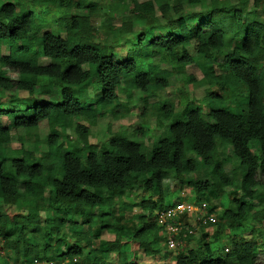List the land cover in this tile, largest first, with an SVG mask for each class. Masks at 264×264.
<instances>
[{
	"label": "clouds",
	"instance_id": "1",
	"mask_svg": "<svg viewBox=\"0 0 264 264\" xmlns=\"http://www.w3.org/2000/svg\"><path fill=\"white\" fill-rule=\"evenodd\" d=\"M13 155L0 264H264V0H0Z\"/></svg>",
	"mask_w": 264,
	"mask_h": 264
},
{
	"label": "trees",
	"instance_id": "2",
	"mask_svg": "<svg viewBox=\"0 0 264 264\" xmlns=\"http://www.w3.org/2000/svg\"><path fill=\"white\" fill-rule=\"evenodd\" d=\"M136 19L138 20L140 18L137 17ZM230 116L231 117H236V118L242 117L244 119V121H246V122L249 123V127L250 128L251 127H254V125L256 123V121L254 120V117H253L251 111H249L247 114H245L243 112H240V113H230ZM77 126H79V121H77ZM258 131H259V129H257V132ZM130 143L139 144L140 142L135 141V140H132V141H130ZM172 150H173V154L175 155L174 149H172ZM22 160H23V157L22 156H16V155H13L11 157H7V156L0 157V174H6L7 173V171H8L7 166H8V164L10 162L15 163L17 161H22ZM58 179H59V177L53 176L51 178V183L53 185H55V183H56V181ZM32 182L39 183V184L43 185L44 183L48 182V178L47 177H44L40 181L33 180ZM76 189H79V192H83V191H86L87 190L86 188H83L79 184L74 185L72 191H75ZM79 192H77V196H79ZM61 194H63V193H61ZM3 199H7L9 201V203H7V204H11V205H14L15 207H17V206L20 205V202H21V199L22 198L19 195L9 194L7 197L0 196V200H3ZM106 214L107 213H104V212L101 213V215H106ZM12 216H15L17 219H20L21 216H22V214H20V213H3V212H0V218H11ZM59 219H60V223H63L64 222V218H59ZM75 223L76 222L74 221L73 222V225H75ZM104 226L106 227L107 225H104ZM101 251H107V249H102Z\"/></svg>",
	"mask_w": 264,
	"mask_h": 264
},
{
	"label": "rangeland",
	"instance_id": "3",
	"mask_svg": "<svg viewBox=\"0 0 264 264\" xmlns=\"http://www.w3.org/2000/svg\"><path fill=\"white\" fill-rule=\"evenodd\" d=\"M141 115H144L143 113ZM138 128H143L144 129V135H147L148 134V131L150 130V123L148 122H145L143 124H140V125H137ZM135 141H138V140H135ZM140 142V141H138ZM15 208L14 205H11V204H4V203H0V212H3V213H20V212H15L13 211V209ZM22 214V213H20Z\"/></svg>",
	"mask_w": 264,
	"mask_h": 264
}]
</instances>
